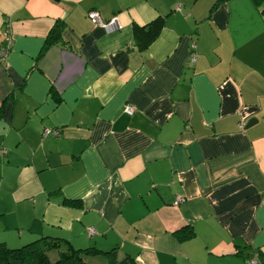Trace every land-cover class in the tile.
Returning a JSON list of instances; mask_svg holds the SVG:
<instances>
[{"label": "crops", "instance_id": "obj_1", "mask_svg": "<svg viewBox=\"0 0 264 264\" xmlns=\"http://www.w3.org/2000/svg\"><path fill=\"white\" fill-rule=\"evenodd\" d=\"M91 10L123 29L107 33ZM159 17L140 49L135 27ZM8 27L0 242L63 238L135 264H264V0H0V45Z\"/></svg>", "mask_w": 264, "mask_h": 264}, {"label": "trees", "instance_id": "obj_2", "mask_svg": "<svg viewBox=\"0 0 264 264\" xmlns=\"http://www.w3.org/2000/svg\"><path fill=\"white\" fill-rule=\"evenodd\" d=\"M164 26V18L159 17L144 27H135V37L140 49L147 48L159 35ZM61 25L54 26L46 38V48L52 43L55 34L61 30ZM67 204L80 206L77 201H68ZM37 230V223L33 224ZM57 250L58 258L51 257L50 252ZM103 254L105 264H135L129 257L119 258L117 250L101 251L90 247L85 249L75 248L68 240L63 238L42 237L21 247L11 248L6 243L0 242V264H89L85 258L89 255ZM54 260V261H53Z\"/></svg>", "mask_w": 264, "mask_h": 264}, {"label": "built area", "instance_id": "obj_3", "mask_svg": "<svg viewBox=\"0 0 264 264\" xmlns=\"http://www.w3.org/2000/svg\"><path fill=\"white\" fill-rule=\"evenodd\" d=\"M180 9V7H179ZM88 17L92 20V22L95 23V25L102 27L105 29L107 33L119 31L123 29V24L120 22L119 18L117 16H112L109 19H105L104 17L101 16V14L96 11V10H91L88 12ZM13 43V33L10 27H8L5 31V42L0 45V61L6 62L7 61V56L9 54V51L12 47ZM195 44L192 45V50L193 52L195 51ZM197 60V54L194 52L193 55L191 56L189 62L191 64L196 63ZM125 111L128 114H133L134 109L130 105L125 106ZM243 127V125H241ZM59 130L58 129H53L50 127H44L42 130V136H48V135H58ZM0 153H5V151L0 150ZM184 201V197L179 195L176 198V204ZM263 205H264V198H263ZM95 233L94 228L90 227L89 228V234L92 235ZM250 264H259L258 260L256 257H253L248 261Z\"/></svg>", "mask_w": 264, "mask_h": 264}, {"label": "rangeland", "instance_id": "obj_4", "mask_svg": "<svg viewBox=\"0 0 264 264\" xmlns=\"http://www.w3.org/2000/svg\"><path fill=\"white\" fill-rule=\"evenodd\" d=\"M51 257L53 258V257H54V255H53V254H51Z\"/></svg>", "mask_w": 264, "mask_h": 264}]
</instances>
